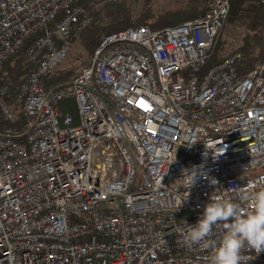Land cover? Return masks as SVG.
I'll list each match as a JSON object with an SVG mask.
<instances>
[{"label": "built area", "instance_id": "1", "mask_svg": "<svg viewBox=\"0 0 264 264\" xmlns=\"http://www.w3.org/2000/svg\"><path fill=\"white\" fill-rule=\"evenodd\" d=\"M87 1L0 0V78L25 45L29 62L17 91L0 84V264H208L223 227L191 248L178 234L211 196L250 211L243 194L264 190V61L240 72L235 50L207 67L231 1L208 0L180 24L106 34L49 85Z\"/></svg>", "mask_w": 264, "mask_h": 264}, {"label": "trees", "instance_id": "2", "mask_svg": "<svg viewBox=\"0 0 264 264\" xmlns=\"http://www.w3.org/2000/svg\"><path fill=\"white\" fill-rule=\"evenodd\" d=\"M154 1L121 0L117 3H104L101 0H88L86 6L89 7L93 19L81 36L84 46L92 54L102 38L110 32L130 26L149 25L153 29H160L180 24L200 16L208 5V0H168L172 7H161L157 4V0L156 5ZM133 3L141 4L139 11L134 9ZM229 4L228 17L219 34L207 67L219 61L220 57L218 55L226 53L228 42L223 41L220 45L224 31H228L230 26L238 25L243 27L245 32L242 36L241 44L233 48L231 52L242 50L245 53L246 59L240 65L239 71L246 72L264 61V2L231 0ZM217 48H220L219 52L216 50ZM28 69L29 62L25 45L16 56L5 64L1 73L0 84L12 81V89L17 91ZM73 74L74 70H70L58 80L64 79L63 81H65L71 78ZM58 80H55L51 75L48 78V84L54 85ZM7 100L12 102L13 96L8 97ZM71 113L76 114V110Z\"/></svg>", "mask_w": 264, "mask_h": 264}, {"label": "clouds", "instance_id": "3", "mask_svg": "<svg viewBox=\"0 0 264 264\" xmlns=\"http://www.w3.org/2000/svg\"><path fill=\"white\" fill-rule=\"evenodd\" d=\"M226 149L227 146L213 158H219ZM207 152L205 145V156ZM195 182L196 175L190 188ZM242 200L251 201L250 211L239 203L211 196V202L204 207L197 223L191 225L187 232L178 234V242L188 248L201 245L213 235L214 227L220 225L224 232L218 243L213 245L208 264H241L244 259L241 252L245 247L257 254L264 253V190L244 193Z\"/></svg>", "mask_w": 264, "mask_h": 264}, {"label": "rangeland", "instance_id": "4", "mask_svg": "<svg viewBox=\"0 0 264 264\" xmlns=\"http://www.w3.org/2000/svg\"><path fill=\"white\" fill-rule=\"evenodd\" d=\"M132 1V0H130ZM257 2H261L260 0H256ZM156 5V0L154 1ZM157 4L161 7H172V4L168 0H157ZM133 7L136 11H139L141 8V4L133 3ZM244 28L238 25L230 26L228 31H224L222 38L220 40V45L223 41L228 42L227 49L225 50V54H229L233 48L238 47L241 44V39L244 34ZM218 52L220 48L216 49ZM77 58H83L84 60H89L91 58V52L83 44V39H79L73 43L72 49L67 56V58L54 70L51 74L53 78L58 80L61 76H64L66 72L70 70H74V63ZM50 75V76H51ZM64 79L58 80L56 83L63 82ZM61 112L65 113L67 111L75 112L76 106L72 100H66L60 103Z\"/></svg>", "mask_w": 264, "mask_h": 264}]
</instances>
